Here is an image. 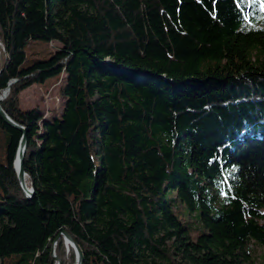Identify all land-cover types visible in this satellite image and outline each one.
I'll use <instances>...</instances> for the list:
<instances>
[{"label":"trees","instance_id":"1","mask_svg":"<svg viewBox=\"0 0 264 264\" xmlns=\"http://www.w3.org/2000/svg\"><path fill=\"white\" fill-rule=\"evenodd\" d=\"M35 41L59 45L35 57ZM0 44L33 188L0 115V264H54L59 226L83 264H242L264 248V0H0ZM61 73L59 117L19 106Z\"/></svg>","mask_w":264,"mask_h":264},{"label":"rangeland","instance_id":"2","mask_svg":"<svg viewBox=\"0 0 264 264\" xmlns=\"http://www.w3.org/2000/svg\"><path fill=\"white\" fill-rule=\"evenodd\" d=\"M58 45H59V43L57 41L56 42L51 41L48 44H46L43 41H35V42L29 43V45L27 47V51H28V54L33 55L35 57L36 56L47 57L49 55L48 51L49 50L54 51ZM4 56H5V54H4L3 48L0 44V64H1ZM63 81H64V73H61L59 76L50 78V79L46 80L44 83H40V84L33 83V84L29 85L28 87L21 90L20 93L18 94L19 106L23 109L38 107V108H40V110H42L44 117H46V118H51L53 116L59 117L61 112H62V109H63V102L65 100L64 97L60 94V88L63 84ZM10 83H11V81H10ZM0 90H2V89H0ZM0 92H2V91H0ZM7 92H8V90H7ZM15 153H16V151H15ZM13 161H14V157H13ZM18 182H19V180H18ZM19 184H20V182H19ZM20 187H21V185H20ZM26 196L30 197L31 195L29 196L26 194ZM58 233H59V231H58ZM59 237L63 238L65 250L68 253L70 250H73L74 255L72 257H69V264H74V262H75L74 247L69 242H67V239L63 236V234L59 235L58 238ZM55 238H54L53 242L51 243V246L54 245V251H55V254L57 255L55 247H56V243H57L58 238L56 240H55ZM50 251H51V249H50ZM247 253H248V256H246V258L243 260L242 264H264V248L262 246L251 241L249 243V249L247 250ZM57 257H58V255H57ZM54 260H55L54 264H58L57 259L54 258ZM61 264H63L62 260H61Z\"/></svg>","mask_w":264,"mask_h":264},{"label":"water","instance_id":"3","mask_svg":"<svg viewBox=\"0 0 264 264\" xmlns=\"http://www.w3.org/2000/svg\"><path fill=\"white\" fill-rule=\"evenodd\" d=\"M10 82L8 83V86L3 88L0 91H4L7 92L8 87H9ZM3 97L0 95V101ZM0 115L2 116V118L10 125L16 127L17 129H19L21 131V136L18 142V146L16 148V153L14 156V159L18 160V170H17V178L20 182L21 188L24 191V193H26L27 195H32L33 194V188H28L25 184L24 181V168H23V159H24V154L27 148V135H26V128L17 123L15 120H13L2 108L1 104H0ZM63 234V236L67 239V242H69L73 247H74V251H75V262L74 264H83V251L80 248V246L78 245V243L73 240V238L70 236V234H68V232H66V230L62 227L59 226V233L56 236L55 240L58 238L59 235ZM50 254L53 258L57 259L58 264H61V260L57 257V255L55 254L54 251V245L51 246V251Z\"/></svg>","mask_w":264,"mask_h":264},{"label":"bare ground","instance_id":"4","mask_svg":"<svg viewBox=\"0 0 264 264\" xmlns=\"http://www.w3.org/2000/svg\"><path fill=\"white\" fill-rule=\"evenodd\" d=\"M3 61V60H2ZM6 93L7 92H4V91H2V92H0V95L2 96V97H5V95H6ZM14 168L16 169V173H17V170H18V160L17 159H14ZM25 172V171H24ZM24 176H25V173H24ZM26 184V183H25ZM27 186V185H26ZM28 187V186H27ZM29 188V187H28ZM32 188V187H31ZM200 218V217H199ZM189 219V218H188ZM69 244V243H68Z\"/></svg>","mask_w":264,"mask_h":264}]
</instances>
